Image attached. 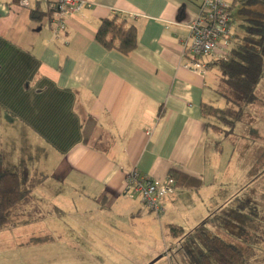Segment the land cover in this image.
Instances as JSON below:
<instances>
[{"label": "crops", "instance_id": "crops-1", "mask_svg": "<svg viewBox=\"0 0 264 264\" xmlns=\"http://www.w3.org/2000/svg\"><path fill=\"white\" fill-rule=\"evenodd\" d=\"M86 1L91 6L69 16L56 37L45 5L33 2L25 10L15 0H0V171L23 170L28 185L34 176L41 179L30 198L8 213L11 228L34 224L40 229L2 230L0 238L16 239L18 248L38 243L22 244V236L85 237L92 239L89 249L109 256L117 249L131 253L138 243L150 248L153 229L166 235L170 225L186 232L214 221L222 235L207 230L206 241L216 236L243 257L241 246L264 247L254 242L255 233L251 236L259 217L246 216L264 215V151L254 144L231 145L236 126L216 147L219 138L201 118L202 104L226 108L217 94L227 90L220 72H213L222 58L208 59L203 77L182 66L187 25L199 1ZM233 1L224 0L228 7ZM36 8L46 14L41 21L29 17ZM112 16L136 28L137 46L127 56L94 39L99 22ZM87 117L96 128L86 144L81 127ZM250 122L257 135L259 120ZM249 158L258 161L248 163L245 179L242 165ZM132 169L154 181L174 171L202 187L191 191L177 185L164 200L163 213L155 216L125 192V174ZM246 190L252 199L244 200ZM87 207L95 213L84 214ZM245 207L254 212L247 214ZM78 211L98 228L87 232L58 224L83 219ZM260 260L245 264H264Z\"/></svg>", "mask_w": 264, "mask_h": 264}, {"label": "trees", "instance_id": "trees-1", "mask_svg": "<svg viewBox=\"0 0 264 264\" xmlns=\"http://www.w3.org/2000/svg\"><path fill=\"white\" fill-rule=\"evenodd\" d=\"M18 3V0H15ZM233 27L229 39L228 55L218 63L222 85L233 92L229 95L220 93L226 103L236 108L233 114L207 104L200 108L201 118L206 130L221 140L234 133L236 123L240 121L243 110L256 100L255 91L264 78V0H234L228 7ZM44 15L39 8L31 9L29 17L33 21H41ZM48 16V14H47ZM50 16V14H49ZM95 41L107 50H114L127 56L136 49L137 32L133 25L127 24L117 16L102 19L95 32ZM96 128V121L87 117L82 124V141L88 143ZM0 157V166H1ZM169 175L174 180V188L180 185L191 191H198L202 182L174 171ZM41 179L33 177L31 184L21 172L9 173L0 171V231L10 225L8 213L24 199L30 198L31 188L39 184ZM172 238H179L184 230L177 225L168 226ZM208 256L202 257V264H245L242 254L232 245L216 236L206 241Z\"/></svg>", "mask_w": 264, "mask_h": 264}, {"label": "rangeland", "instance_id": "rangeland-1", "mask_svg": "<svg viewBox=\"0 0 264 264\" xmlns=\"http://www.w3.org/2000/svg\"><path fill=\"white\" fill-rule=\"evenodd\" d=\"M217 61L218 62L213 65V72H219L218 63L221 60L217 59ZM226 90L235 96V94L227 88ZM227 92L225 91V94L229 95ZM218 93L217 96L220 98L219 101L222 102V104L226 103L225 99L220 95L222 92L218 90ZM255 96V102L247 105L243 110L241 119L236 125L235 134L230 136L229 140L232 142L231 145L235 146L239 144L238 149H243L245 146H252V144H254L256 150L264 151V78L256 87ZM226 104V108L223 109L226 112L233 114L236 111L234 105L231 103ZM252 119L259 120V124H257L255 128L257 129V135L250 131L252 129L250 120ZM240 136L243 137L241 138ZM258 136H260V138H258ZM238 153L240 154V151ZM252 161L253 160L250 158L245 159V163L242 165V170H244L243 172L245 173L243 177L245 179L248 177L247 167L250 166L248 163H252ZM262 165L264 166V160H261L260 166ZM241 194H243V192ZM244 195V200L249 199V196L251 197L250 199H252V192L246 190L244 191ZM262 202L264 203L263 199ZM84 211V214L89 215L95 213L93 212L92 207H87ZM245 212L247 214L249 212L253 213L254 210L245 207ZM72 213L75 215L76 210L73 209ZM80 213L81 217H84V220H77L80 218H72V220H74V223L72 224L70 222H58V224H62L63 227L78 225L80 231L87 232H93L98 228L99 223H97L92 217L82 215V212L79 211L77 214ZM246 216L250 220L259 217L257 222H253L256 230L251 232V236H253L254 233L256 234L257 239L254 240L256 244L264 242V215L255 217L250 214ZM76 220L77 222H80L77 223ZM46 225L49 224L45 223V227ZM29 226H31L30 230L32 231H35L36 229L38 230L41 227L40 225L38 228L37 225L34 224H24L16 228L7 226L4 230L10 232L19 228L20 231L26 232L29 230ZM42 226H44V224ZM210 229H214L215 232L222 235L223 231L217 229L214 221L211 223L205 222L196 231H186L179 238H172L168 233L165 235V233L160 232L159 229H153L150 231V233L154 234L151 236L153 244L148 245L150 248L145 247V244L138 243V247L133 249V252L131 253H125L122 249H117L116 251H119L117 254L109 256L98 255L96 252L92 251L91 248L89 249L88 245L92 242V239L88 240L85 237H83V240H77L75 238L68 239L60 235L48 236L49 238H47L46 234L37 236L36 238H26V236L20 235L22 237L19 238L18 241L22 242V244L31 243L32 241L38 243H31L29 246H21L18 248H14V242H17L16 239L10 237L8 239L0 238V264H202V257L208 256L205 231ZM172 240L176 241V246L173 244ZM73 242L75 244L76 242H79L82 245L84 244L85 248H81L80 244L78 247ZM69 243H71V245ZM151 247H153V249H151ZM241 248L243 250L244 261L248 260L249 263H254L259 262L261 259L260 262L262 263V259L264 258L263 246L258 248L257 245L253 244L251 246H241ZM155 251H159V254H156L157 252Z\"/></svg>", "mask_w": 264, "mask_h": 264}, {"label": "built area", "instance_id": "built-area-1", "mask_svg": "<svg viewBox=\"0 0 264 264\" xmlns=\"http://www.w3.org/2000/svg\"><path fill=\"white\" fill-rule=\"evenodd\" d=\"M198 11L187 25L188 40L182 50V66L199 76L210 69L208 59L228 55L232 24L224 0H198ZM33 2L46 6L51 16L52 32L58 36L66 28V19L81 14L91 5L86 0H18L17 5L29 10ZM125 192L136 196L143 208L156 216L163 213L164 200L174 191V180L168 175L154 181L132 169L125 174Z\"/></svg>", "mask_w": 264, "mask_h": 264}]
</instances>
